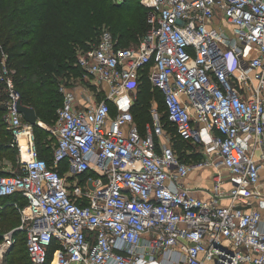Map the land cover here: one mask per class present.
Instances as JSON below:
<instances>
[{
	"label": "built area",
	"instance_id": "built-area-1",
	"mask_svg": "<svg viewBox=\"0 0 264 264\" xmlns=\"http://www.w3.org/2000/svg\"><path fill=\"white\" fill-rule=\"evenodd\" d=\"M140 2L148 28L136 46L120 47L103 29L77 50L81 77L61 81L52 127L18 112L0 47L4 122L19 167L0 175V198L24 202L8 203L20 223L2 248L21 232L32 264H264V0ZM144 72L166 120L151 105L141 133L131 108ZM99 87L105 94L94 102ZM34 126L56 137L51 163L39 156ZM173 136L204 158L181 160ZM204 169L206 198L183 185Z\"/></svg>",
	"mask_w": 264,
	"mask_h": 264
},
{
	"label": "trees",
	"instance_id": "trees-1",
	"mask_svg": "<svg viewBox=\"0 0 264 264\" xmlns=\"http://www.w3.org/2000/svg\"><path fill=\"white\" fill-rule=\"evenodd\" d=\"M146 14L147 10L139 0H0V47L6 55L7 67L14 71L12 80L22 103L32 107L42 123L53 125L63 101L59 92L61 81L68 84L81 77V70L76 65L77 50L96 44L103 26L118 39L120 47L136 46L148 28ZM104 94L102 91L97 97L102 99ZM4 97L0 83V175L8 174L3 170V162L15 164L17 157V150L9 146L11 136L4 122ZM151 103L157 105L162 119L166 120L162 95L158 90H152L144 72L131 108L141 133L143 125L150 120ZM109 107L112 118L115 107L112 103ZM33 132L39 156L51 163L53 148L43 143L48 133L40 126H34ZM176 148L184 160V152ZM60 170L64 171L63 164ZM11 201L24 205L17 194L0 198L3 206L0 210V242L4 233L20 223L17 209L8 204ZM15 237L11 253L17 251L4 259L5 264H32L26 252L25 235L15 232ZM17 245L23 248H17Z\"/></svg>",
	"mask_w": 264,
	"mask_h": 264
},
{
	"label": "rangeland",
	"instance_id": "rangeland-1",
	"mask_svg": "<svg viewBox=\"0 0 264 264\" xmlns=\"http://www.w3.org/2000/svg\"><path fill=\"white\" fill-rule=\"evenodd\" d=\"M114 1H121V0H114ZM140 2V0H139ZM141 4V2H140ZM142 5V4H141ZM143 6V5H142ZM144 7V6H143ZM145 8V7H144ZM102 28L104 29H107L105 26H103ZM135 44H130V46L134 47ZM83 84H85L86 86H89V85H93L94 87H97V85H94V83H92V80L90 78H83ZM92 86V87H93ZM82 86L81 85H78L77 88H79ZM99 91H102L100 89V87L98 88ZM87 94L90 95V93L88 92ZM93 101L94 102H99L100 101V97H95L93 98ZM154 105V104H152ZM157 105H155L156 107ZM161 113V112H160ZM48 127H52V125H47ZM46 131V128L44 129ZM48 133V136L45 138V140H43V143H45V146L47 147H51L53 148L56 144V137H54L52 134H50L48 131H46ZM170 145L174 148V150L176 151L177 155L179 156L180 155V152L177 151V148H180L184 153H183V156L185 158L186 161H188L189 163H193L195 162L197 159H202L204 158V155H203V149L200 148V146L198 145H193V144H190V143H187V142H183L179 139H176L173 137H171V141H170ZM3 165H4V168L3 170H5L6 172H10V171H15V172H18L19 171V167L18 165L15 163V164H11L10 162H7V161H4L3 162ZM8 232L4 233V235H6ZM4 238L2 237V241L0 242V264H5L4 262V259L5 258H8L10 256V254H13L14 252H16L17 250L15 249V251H12L13 247H14V244L13 245H10L8 247H3V240ZM17 248H21V245H17Z\"/></svg>",
	"mask_w": 264,
	"mask_h": 264
},
{
	"label": "crops",
	"instance_id": "crops-1",
	"mask_svg": "<svg viewBox=\"0 0 264 264\" xmlns=\"http://www.w3.org/2000/svg\"><path fill=\"white\" fill-rule=\"evenodd\" d=\"M152 104L153 103H151V105ZM210 172L211 170H208V169L194 170L183 181V185L197 191L196 193L199 196L206 198V194L204 193L203 190H208V188L211 185V182L209 180ZM223 175L225 176L226 174L223 172ZM225 187L228 188V184H225ZM259 188H260L262 195L264 196V170L261 172ZM222 203L226 204V201H222ZM260 212H261L262 228L264 229V208H261Z\"/></svg>",
	"mask_w": 264,
	"mask_h": 264
},
{
	"label": "water",
	"instance_id": "water-1",
	"mask_svg": "<svg viewBox=\"0 0 264 264\" xmlns=\"http://www.w3.org/2000/svg\"><path fill=\"white\" fill-rule=\"evenodd\" d=\"M17 110L22 115L23 119L31 125H35L38 117L32 107L25 106L20 99L17 104Z\"/></svg>",
	"mask_w": 264,
	"mask_h": 264
}]
</instances>
